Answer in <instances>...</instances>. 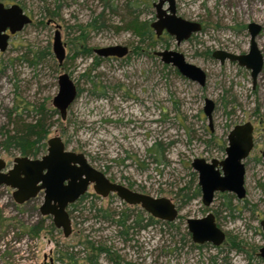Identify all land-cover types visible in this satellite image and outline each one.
Segmentation results:
<instances>
[{
    "label": "rangeland",
    "instance_id": "374dc122",
    "mask_svg": "<svg viewBox=\"0 0 264 264\" xmlns=\"http://www.w3.org/2000/svg\"><path fill=\"white\" fill-rule=\"evenodd\" d=\"M107 1L110 0L1 2L22 3L25 8L20 7L33 22L0 53V141L2 128L14 127L8 122V111L18 106V113H25L23 118L33 122V107L42 104L53 109L57 77L67 73L77 86L78 96L64 120L59 115L48 117L51 125L45 143L59 137L68 151L83 154L90 166L111 181L154 198L170 199L179 214L174 224L180 223L181 228L177 231L158 223L131 231L125 240L118 234L121 228L116 224L120 219L117 215L143 210L110 195L88 198L82 203L73 215L72 233L64 237L40 215V199L16 204L12 189L1 186L0 264H48L50 258L53 264H73L66 258L69 253L76 264H264L257 255L264 246L260 226L264 222V0H177L178 15L199 20L202 25L199 33L179 47L168 36L158 38L150 47L147 42L138 44L131 32L117 31L115 27L123 26L120 21L127 14V0H111L116 13L105 10L106 28L86 29L87 48L92 52L124 45L129 53L122 59H100V64L91 69L96 57L93 52L92 57H74L83 51L77 28L90 23ZM154 12L151 6L140 19L153 21ZM249 23L261 26L256 43L263 56V69L254 88L246 69L231 62L220 65L204 55L217 49H231L235 54L247 52ZM241 26H245L244 30ZM56 28L65 48L61 66L52 54ZM137 45L138 49H134ZM45 47H49L52 58L35 66L24 60L28 52ZM165 49L177 50L187 62L205 71L206 85L199 87L154 56L155 51ZM207 98L215 104L211 129L203 113ZM247 122L254 128V146L244 161L245 198L237 200L231 194L217 193L209 207L202 204L201 195L187 202L184 194L190 195L197 185L192 161L223 160L228 133ZM45 151L46 148L41 155ZM16 156L20 155L0 148V158L7 164ZM223 195L231 200L232 216L223 205L228 200ZM95 209L114 213L115 222L96 219ZM209 212L226 234V241L218 247L204 244L196 248L189 242L182 246L185 220L202 218ZM40 225L37 235L29 232ZM100 248L108 252L99 253Z\"/></svg>",
    "mask_w": 264,
    "mask_h": 264
},
{
    "label": "water",
    "instance_id": "95a60500",
    "mask_svg": "<svg viewBox=\"0 0 264 264\" xmlns=\"http://www.w3.org/2000/svg\"><path fill=\"white\" fill-rule=\"evenodd\" d=\"M167 3L166 9L163 8ZM155 20L150 24L155 35L163 32L174 38L176 47L201 31V24L185 20L176 15L175 0H157L153 3ZM32 18L17 5H4L0 2V53L9 46L10 35L21 32L32 24ZM261 26L256 23L247 25L250 37L248 51L244 54H234L223 50H215L212 57L220 64L235 63L250 72L252 87L263 69V56L256 43ZM93 54L101 59H122L129 53L124 45H113L93 49ZM52 54L59 66L65 59V48L61 41L59 28L54 31ZM165 65H170L187 80L204 87L207 81L206 72L200 67L186 61L184 55L177 50L165 49L155 51ZM58 90L51 105L60 118L64 120L67 111L78 96V89L67 73L57 77ZM215 104L210 99L204 100L203 113L212 127V113ZM253 125L250 122L234 126L227 135L225 157L207 162L196 158L191 167L197 174V186L200 190L202 204L211 206L217 193L233 194L237 200L246 196L244 161L253 148ZM46 153L40 158L16 156L10 165L0 158V187L12 189V198L16 204H24L36 198L43 191L44 198L39 208L41 216H51L53 226L62 230L64 237H69L71 221L65 212V207L83 195L89 185L95 194L106 198L115 194L124 204L138 206L152 218L162 222H174L178 218L176 205L168 198H154L121 184L110 182L107 177L87 163L83 154L68 151L59 137L50 138L46 142ZM264 170V152L262 153ZM264 239V222L260 223ZM185 227L194 245L210 244L218 247L225 242V233L218 227L212 213L202 218H188ZM258 256L264 261V246L259 249Z\"/></svg>",
    "mask_w": 264,
    "mask_h": 264
},
{
    "label": "trees",
    "instance_id": "16d2710c",
    "mask_svg": "<svg viewBox=\"0 0 264 264\" xmlns=\"http://www.w3.org/2000/svg\"><path fill=\"white\" fill-rule=\"evenodd\" d=\"M0 2H10V0H0ZM150 0H127L124 4V8L127 10L126 17L121 19V24L123 25L122 27H115L117 31L119 30H125L128 32H131L136 38L138 44L141 43H148V46H153L155 45L158 40L155 37L153 30L150 27L151 21L149 20H141V14L143 12H147V9H150ZM24 5L20 3V6ZM138 6H143L141 9L138 8ZM22 7V8H23ZM60 5H58V8ZM25 8V7H24ZM116 5H114L113 1H107L103 2V8L101 11L94 17L92 18L91 22L86 24L84 27L83 26H78L77 30L80 33L79 40L80 44L82 46L81 49H83L82 53H75V56L78 55H83V56H89L92 57V52L91 49L87 48L86 45V38H85V31L86 29H92L94 31H98L100 29L106 28L105 25V10H108V13L110 12L111 14L116 13ZM245 26H241V29L244 30ZM86 45V46H85ZM134 49H138L135 46ZM205 57L208 59L210 57V51H206L204 53ZM31 56V59L29 57ZM52 54L49 50V47L43 48V50L38 51V52H33L30 51L28 52L25 56H23L24 60L29 63L31 66L38 65L41 60H44L46 58H52ZM101 58L94 57V62L91 65V69H95L101 62ZM79 92V91H78ZM18 106H14L10 111H8V122L12 124L14 127L12 130H8L7 128H2L3 132L1 133V138L2 140L0 141V148L6 152L11 154L13 151L17 152L20 156L23 157H29V158H36L40 156L43 152L44 149L46 148V137L49 133V127L51 124H48V117H54L56 115H59L58 112L55 109H46L44 105L40 104L38 107H33L34 112L36 113V119H34L33 122H27L25 117L27 115H21V113H18L17 111ZM26 111V107L23 109ZM23 111V112H24ZM23 116H25L23 118ZM157 146V144L155 145ZM162 151V155L160 156L161 158L164 156V151L159 147ZM153 150V149H151ZM150 150V151H151ZM158 158V157H157ZM157 158H154L156 162H161ZM131 189V188H130ZM184 198L186 199L187 202H190L192 200H195L196 198L200 197V190L197 185H195L194 190L192 193L189 194H184ZM224 199L227 200L225 205L226 210L229 212V216H232L233 208L231 206V200H229L228 195H223ZM96 214L94 215L96 219H100L103 221H110V222H115L114 221V213H110V211L105 210V209H95ZM119 221L116 222L119 228V236L125 240H128V236L131 231L135 230H142L147 227L154 226L158 223H161L164 226H167L168 228H175V230L179 231L181 228V224H174V222L168 223V222H162L159 220H156L146 214L144 211H137V212H132L130 211L129 213L117 215ZM51 227H53L51 225ZM41 230V225L38 227H31L29 232L32 235H37L39 231ZM180 242L182 246H184L187 242L190 243L192 247L200 248V246L194 245L191 243L190 235L187 232L186 228L183 231V234L181 236ZM234 246V245H233ZM101 252H108L106 248H100L99 253ZM66 258L73 262V264H76L74 255L72 254H67Z\"/></svg>",
    "mask_w": 264,
    "mask_h": 264
},
{
    "label": "flooded vegetation",
    "instance_id": "af4514ba",
    "mask_svg": "<svg viewBox=\"0 0 264 264\" xmlns=\"http://www.w3.org/2000/svg\"><path fill=\"white\" fill-rule=\"evenodd\" d=\"M157 0H153L152 1V3H151V6H152V8H153V3H155ZM177 0H175V3H176V15L177 16H179V17H181V18H183V19H185V20H189V19H187V18H185V17H182V16H180V15H178V13H177V2H176ZM167 6H168V4L167 3H165L164 4V6H163V8L164 9H166L167 8ZM154 9V8H153ZM155 20V12H154V19H153V21ZM153 21H151V23L153 22ZM189 21H195V20H189ZM196 22H198V23H200L201 24V22L199 21V20H197ZM202 26V25H201ZM246 29H247V27H246ZM153 33H154V31H153ZM16 35V34H15ZM15 35H10V38H9V43H10V41H11V39L15 36ZM154 35H155V33H154ZM166 36H168V37H170V38H172L171 36H169L166 32H163L159 37H157L156 35H155V37L158 39V38H163V37H166ZM193 36V35H192ZM192 36H191V38H192ZM190 38V39H191ZM172 39H174V38H172ZM189 39V40H190ZM217 50H222V49H217ZM215 50H212V51H210V57L211 58H209V59H213V60H215L213 57H212V54H213V52H214ZM223 51H226V52H230V53H234L231 49L230 50H228V49H226V50H223ZM205 53V52H204ZM244 53H246V52H244ZM244 53H239V54H244ZM235 54V53H234ZM237 54V53H236ZM185 57V56H184ZM216 61V60H215ZM219 63V62H218ZM220 64V63H219ZM220 65H223V64H220ZM248 71V70H247ZM249 72V71H248ZM253 146H254V140H253ZM46 149H47V144H46ZM253 149V148H252ZM45 153H46V151H45ZM44 153V154H45ZM43 154V155H44ZM42 156V155H41ZM41 156H38V157H36V158H40ZM36 158H34V159H36ZM248 158V157H247ZM9 165V164H8ZM245 165V164H244ZM108 179V178H107ZM110 182H112V183H115V182H113V181H111L110 179H108ZM130 189V188H129ZM132 190V189H131ZM113 196V197H115V198H117V196L115 195V194H109L108 196ZM232 196H234L233 194H231ZM107 196V197H108ZM106 197V198H107ZM235 197V196H234ZM40 199V201H41V204H42V202H43V198H44V193H43V191H40L38 194H37V196H36V198H34V199ZM88 198H102V197H100V196H98L97 194H95L94 193V191H93V187H92V185H89L88 187H87V189H86V191H85V193L83 194V195H81L76 201H74L73 203H70V204H68L66 207H65V212H66V214L68 215V217L70 218V221H72V218H73V215H75L76 214V212H78L79 211V207H80V205L82 204V203H84V202H86V200L88 199ZM102 199H104V198H102ZM118 199V198H117ZM119 200V199H118ZM122 202V201H121ZM27 203V202H26ZM41 204H40V206H41ZM40 206H39V208H40ZM39 208H38V211H39ZM43 218H47V219H49L50 221H51V223H52V217L51 216H42ZM52 225H53V223H52ZM54 227V226H53ZM55 228V227H54ZM58 231L60 230V229H57ZM62 231V230H61ZM72 233V232H71ZM261 234H262V229H261ZM262 237H263V234H262ZM226 234H225V241H226ZM234 248H235V246H234ZM237 250H238V248H237ZM258 255V254H257ZM54 262H53V259L52 258H50L49 259V263L48 264H53ZM45 264H47V263H45Z\"/></svg>",
    "mask_w": 264,
    "mask_h": 264
}]
</instances>
